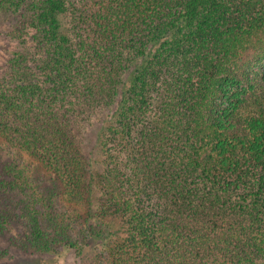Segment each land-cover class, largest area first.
Returning <instances> with one entry per match:
<instances>
[{"label":"trees","instance_id":"obj_1","mask_svg":"<svg viewBox=\"0 0 264 264\" xmlns=\"http://www.w3.org/2000/svg\"><path fill=\"white\" fill-rule=\"evenodd\" d=\"M0 49L7 246L264 264V0H0Z\"/></svg>","mask_w":264,"mask_h":264},{"label":"rangeland","instance_id":"obj_2","mask_svg":"<svg viewBox=\"0 0 264 264\" xmlns=\"http://www.w3.org/2000/svg\"><path fill=\"white\" fill-rule=\"evenodd\" d=\"M5 58V51L0 49V64L4 62ZM5 150V145L0 143V156L3 159L10 157L12 160V157L8 156ZM5 246L8 254L0 258V264H80L79 257L74 250H69L62 258L57 259L54 255L32 254L27 251L14 249L11 246H7L5 240L0 237V247Z\"/></svg>","mask_w":264,"mask_h":264}]
</instances>
